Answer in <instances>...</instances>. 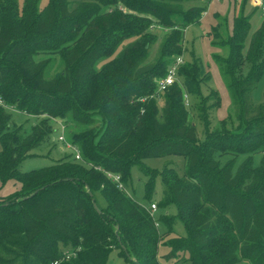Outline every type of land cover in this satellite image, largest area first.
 <instances>
[{
  "label": "trees",
  "instance_id": "obj_1",
  "mask_svg": "<svg viewBox=\"0 0 264 264\" xmlns=\"http://www.w3.org/2000/svg\"><path fill=\"white\" fill-rule=\"evenodd\" d=\"M38 2L24 0L20 7L0 0V186L21 185L0 200V264H107L114 249L131 264H167L159 257L162 246L171 264H264V103L251 102L264 74V24L246 53L251 24L243 8L231 34L221 38L220 26L214 30L215 46L228 48L227 56L214 58L239 122L232 132L226 119L212 129L210 111L220 102L206 105L201 86L210 77L198 59L184 62L181 81L165 92L148 84L182 57L184 30L205 12L193 5L210 0H49L43 10ZM155 26L168 34L156 63L145 65L158 39ZM127 40L117 57L95 69ZM50 53L64 67L47 78L49 59L36 58ZM138 81L146 87L136 89ZM185 96L202 103L194 106ZM10 109L40 120L24 133ZM193 109L203 139L189 120ZM54 121L68 127L66 141L82 160L69 151L50 166L22 172L21 163L51 141ZM169 156L185 159L183 176L169 165L158 171L143 164ZM133 167L148 178V195L161 177L164 204L177 206L187 235L160 234L150 211L129 196ZM107 173L119 175L125 189ZM89 191L96 203V193L105 200L101 213ZM65 250L76 255L65 259Z\"/></svg>",
  "mask_w": 264,
  "mask_h": 264
},
{
  "label": "rangeland",
  "instance_id": "obj_2",
  "mask_svg": "<svg viewBox=\"0 0 264 264\" xmlns=\"http://www.w3.org/2000/svg\"><path fill=\"white\" fill-rule=\"evenodd\" d=\"M19 6L22 7L24 0H17ZM38 6L40 10H43L48 4L49 0H38ZM80 3H72L70 8L74 9ZM192 4L186 6L189 7ZM193 6H202L205 12L202 14L199 22L187 27L184 30V52L182 55V60L185 63L191 62L194 58L198 59L207 72L210 81L204 82L201 86L202 96L208 99L206 103L207 106L216 104L220 105L217 108H212L210 111V118L212 121V129L221 128V121L226 119L225 130L235 132L239 127V122L234 117V105L231 94L226 86L225 79L220 71L219 65L215 60V56L225 57L228 54V48H221L215 46L214 30L220 26V37L226 34L232 33L233 18L237 16L241 9L243 8V14L249 18L251 29L248 39L245 43L244 52L246 53L251 37L263 26L264 24V11H262L258 6H256L253 0H210L209 3L203 5L201 3H195ZM177 21V19L175 20ZM227 26H226V24ZM153 33L158 37L156 44L151 48L145 65H152L156 63L158 57L159 48L163 42V39L168 34L167 30H163L159 26L153 28ZM221 37V38H222ZM55 39V37H54ZM132 40L125 41L116 51L109 57H105L100 60L95 69L101 71L106 63L112 60V58L117 57L121 52L122 48L127 45ZM49 59L46 69V77L52 78L62 71L64 67L63 60L59 54L50 53L43 54L36 58V60ZM183 62V64H184ZM160 73V72H159ZM164 75V74H163ZM163 75L156 74L148 82L149 85H154L157 88V83L161 80ZM180 82L181 79L178 78ZM146 83L138 81L135 85L136 89L138 87H146ZM214 90V91H213ZM215 92L216 95L212 97ZM186 100L192 101L194 106L198 103H202L199 98H189L185 96ZM203 97V98H204ZM251 102L254 106L261 105L264 103V74L258 82L257 86L254 88L251 94ZM162 106V102H159ZM212 106V107H213ZM12 114L13 122L17 127H21L24 133H29L32 127L38 123L40 118L28 116L16 109H10ZM189 120L194 123L197 127L199 137L204 138L203 127L199 120L196 118V112L193 109L190 112ZM61 122H53V136L51 141L44 143L39 148L35 149L30 156L26 158L20 165V170L22 172H30L33 170H40L47 166H50L53 162L61 159L69 150L64 146V144L58 142V137L61 132ZM68 129L67 126H65ZM72 129V127H71ZM75 130V128H73ZM73 130V131H74ZM2 146L0 143V151ZM244 156L236 157L235 170L244 161ZM262 159V154L257 153L253 155L254 166H259ZM228 160L227 157L223 161ZM143 164L151 169H156L158 171L162 170L165 165L174 168L178 176H183L185 159L180 156H169L165 158H155L147 159L143 161ZM148 178L144 176L137 167L131 169L130 177L126 185V191L134 201L139 205L147 208L154 221L157 224L158 231L160 234H165L171 230L173 234H178L179 236L187 235V229L185 225L177 219L178 209L175 204H164L163 191L164 185L160 176H156L152 181L151 194L148 192ZM21 190V185L15 181L9 180L2 186H0V200H4L6 197ZM97 206L100 208L106 207V202L100 195V193L95 194ZM155 204L157 209L155 211L150 210V205ZM166 219H171L172 222L170 226L165 223ZM172 237V236H170ZM169 253V248L162 246L159 250V257L163 263L171 264V260L168 261L164 257ZM107 264H131L126 261L121 255L120 250L114 249L109 255Z\"/></svg>",
  "mask_w": 264,
  "mask_h": 264
},
{
  "label": "built area",
  "instance_id": "obj_3",
  "mask_svg": "<svg viewBox=\"0 0 264 264\" xmlns=\"http://www.w3.org/2000/svg\"><path fill=\"white\" fill-rule=\"evenodd\" d=\"M254 4L258 6L262 11H264V0H253ZM182 57H179L175 60V62L169 67L167 75L158 81L157 83V93H163L167 90L168 87L172 86L175 82L178 81V70L179 67L183 64ZM0 105H3L2 101L0 100ZM61 126V132L58 137V142L64 144V146L69 150L71 153L74 154V158L77 161H81V153L80 151L73 146L72 144L68 143L65 138V126L62 123H59ZM108 178L118 184L120 189H125L123 184L121 183V178L119 175L107 173ZM157 209L155 204L151 205V211H155ZM76 253L72 252L71 250H65L63 252V256L65 259H70L72 256H75ZM58 263V262H57ZM55 263V264H57Z\"/></svg>",
  "mask_w": 264,
  "mask_h": 264
},
{
  "label": "water",
  "instance_id": "obj_4",
  "mask_svg": "<svg viewBox=\"0 0 264 264\" xmlns=\"http://www.w3.org/2000/svg\"><path fill=\"white\" fill-rule=\"evenodd\" d=\"M89 194H90V196L92 197V203H93V207H94V209H95L98 213H101V211L99 210V208H98V206H97V204H96V202H95V199L93 198V194H92V192L89 191Z\"/></svg>",
  "mask_w": 264,
  "mask_h": 264
}]
</instances>
